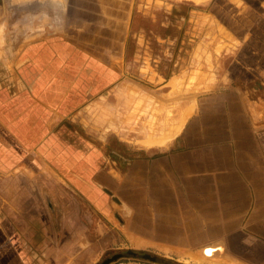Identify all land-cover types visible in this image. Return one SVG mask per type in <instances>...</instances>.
Listing matches in <instances>:
<instances>
[{
    "label": "crops",
    "instance_id": "1",
    "mask_svg": "<svg viewBox=\"0 0 264 264\" xmlns=\"http://www.w3.org/2000/svg\"><path fill=\"white\" fill-rule=\"evenodd\" d=\"M149 1L17 0L24 106L0 116V264H90L95 249L125 248L154 264H264V0L235 6L242 33L226 30L241 46L220 80L177 99L131 83L130 112L107 126L98 106L126 104L127 89L108 64ZM59 54L93 64L69 69Z\"/></svg>",
    "mask_w": 264,
    "mask_h": 264
},
{
    "label": "rangeland",
    "instance_id": "2",
    "mask_svg": "<svg viewBox=\"0 0 264 264\" xmlns=\"http://www.w3.org/2000/svg\"><path fill=\"white\" fill-rule=\"evenodd\" d=\"M16 5L17 0H0V37L4 35L2 39L0 38V46L1 49L6 50L4 55L0 49V116L2 114L14 116L17 110L24 106H19L16 98L19 93L17 84L21 81L20 74L15 70L11 71L13 66L18 65L17 52L18 47L21 46L17 41ZM237 5H242L239 0H213L202 4L181 3L174 0L149 1V4L139 12L140 16L131 32L124 55L108 64L107 69L112 74H108L111 78L106 77V79L115 81V84L119 81L123 82L127 89L122 90L126 104H120L118 101L116 105L98 106L101 107L99 113L106 115L107 126L111 125L110 115L114 112L121 114L122 117H127L130 112L129 84L131 83L143 87V92H147L145 89L150 90L153 99L156 97L177 99L194 93L195 89L201 88L204 91L210 84L220 80L232 51L241 46L239 41L231 40L226 30L228 25L237 33L241 32V25L237 23L241 22L239 20L242 19L243 12L235 7ZM232 6L234 9L231 8ZM179 50L180 58L177 57ZM85 59L80 56L68 57L60 54L53 58L56 65L68 66L69 69H74L81 63L93 64V61ZM56 75L59 78L56 76L53 80L61 78L63 81L66 74ZM97 75L99 76L97 73H90V80H96ZM44 76L43 74V78ZM72 76L76 78L81 75L77 72L68 73V77ZM42 82L44 83V80ZM115 84L106 90L107 96L113 94ZM156 89L158 92H155ZM95 91L99 92L98 89ZM84 107L86 105L81 106L77 112H81ZM96 110L97 106H93L92 111L89 109V112H92L91 117L97 118L99 113ZM109 111L111 114L107 113ZM88 123L89 125L91 123V128L97 126L94 120ZM121 124H125L123 120ZM111 141L114 145V138ZM128 250L127 248L105 251L95 249L88 260L90 264H154L153 260L143 258V255L155 256V254L134 249L138 256H131L126 253ZM164 259L175 261L172 258Z\"/></svg>",
    "mask_w": 264,
    "mask_h": 264
},
{
    "label": "bare ground",
    "instance_id": "3",
    "mask_svg": "<svg viewBox=\"0 0 264 264\" xmlns=\"http://www.w3.org/2000/svg\"><path fill=\"white\" fill-rule=\"evenodd\" d=\"M194 1L197 2V3H200V2H202L203 0H194ZM53 6H54V5H53ZM2 36H4V35H3V34L1 35V37H0L1 39H2ZM3 39H4V38H3ZM0 49H1V46H0ZM2 50H3V49H1V51H2ZM2 52H3V51H2ZM192 106H193V105H192ZM190 108L192 109L191 106L189 107V109H190ZM191 109H190V110H191ZM188 111H189V110H188ZM188 111H187V112H188ZM187 112H186V113H187ZM189 113H190V111H189ZM189 113L187 114L188 116L190 115ZM185 115H186V114H185ZM186 118H187V116H186ZM186 118H184V116H183V119H182V122H183V123H184V119H185V121H186ZM180 124H181V122H180ZM183 126H184V125H183ZM179 133H180V132H179ZM179 133H178V134H179ZM170 141H171V140H170ZM165 142H167V140H165V139H159V140H157V139H156V140H151V139H150V140H147L146 143H147V144H150V146H152L151 144H156V145L163 146V145L165 144ZM144 143H145V142H144Z\"/></svg>",
    "mask_w": 264,
    "mask_h": 264
},
{
    "label": "water",
    "instance_id": "4",
    "mask_svg": "<svg viewBox=\"0 0 264 264\" xmlns=\"http://www.w3.org/2000/svg\"><path fill=\"white\" fill-rule=\"evenodd\" d=\"M129 253H130V254H134V255H136V253H134V252H132V251H130ZM143 258L150 259V260H153V261L157 260L156 257H153V256H151L150 254L143 255Z\"/></svg>",
    "mask_w": 264,
    "mask_h": 264
}]
</instances>
